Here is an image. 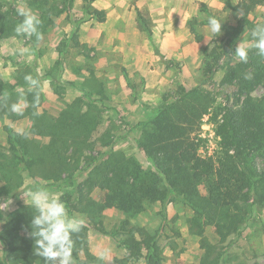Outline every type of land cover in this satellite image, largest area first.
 <instances>
[{
  "label": "rangeland",
  "instance_id": "rangeland-1",
  "mask_svg": "<svg viewBox=\"0 0 264 264\" xmlns=\"http://www.w3.org/2000/svg\"><path fill=\"white\" fill-rule=\"evenodd\" d=\"M31 1L0 0V3L16 9L26 7L39 15V9ZM39 2L40 10L47 14L42 18V39L16 34L0 37V163L5 161L1 154H10L6 126L25 127L30 140L44 144L49 137L37 133L34 121H42L39 130H45V124L78 103L98 120L95 125L92 121L89 127L92 128L93 151L86 150L85 155L99 156L118 150L152 173L154 170L138 143L151 129L150 120L160 108L180 98L183 90L192 88L211 101L195 131L201 142L199 153L214 160L223 155L212 116L220 105L237 107L244 98L235 80L226 81V74L230 63L239 62L232 55L235 46L250 39V30L264 21V2L246 18L232 9L238 0ZM94 9H103L104 21H99L95 14L89 15ZM210 15L223 19L221 35L208 44L205 43V25ZM48 18H52V24L48 23ZM75 33L77 43L72 39ZM197 36L202 39L198 41ZM20 48L26 49L23 55L17 51ZM26 74L40 81V105L34 106L25 97L29 89V85L23 87L27 83ZM53 77L60 87H54ZM10 92L14 95L6 98L8 111L5 105L6 111H3L1 100ZM251 95L255 99L262 98L264 86H257ZM13 103L26 105L22 115L10 111ZM204 120L213 125V135L202 129ZM254 160L260 170L262 158L257 156ZM88 162L83 158L80 167ZM78 173L75 171V175ZM22 176L25 182H32L26 172ZM86 176L84 172L80 179ZM46 189L61 197L56 188ZM200 192L205 194L203 187ZM92 195L104 200L108 194L95 190ZM255 196L253 190L248 193L237 231L224 239L213 225L205 226L202 235L198 234L194 211L185 197L176 192L167 193L164 203L147 201L143 211L132 215L113 205L104 210L102 226L106 231L120 230L121 222L127 219L131 226L146 228L161 247V264H264V198ZM6 200L9 199L0 198V203ZM11 201L9 210L0 212V230L18 203H25L21 194ZM73 215L85 219L77 212ZM121 238L120 233L111 237L90 227L89 251L97 255L102 248H109L111 264H115L116 259L125 260L127 252ZM3 249L0 242V260ZM126 261L127 264H146L144 257Z\"/></svg>",
  "mask_w": 264,
  "mask_h": 264
},
{
  "label": "trees",
  "instance_id": "trees-1",
  "mask_svg": "<svg viewBox=\"0 0 264 264\" xmlns=\"http://www.w3.org/2000/svg\"><path fill=\"white\" fill-rule=\"evenodd\" d=\"M39 1L32 0L30 3L39 9L38 16L42 21L47 14L40 10ZM263 2L238 0L232 9L246 18ZM16 10L13 6L0 3V37L16 34L15 26L22 19ZM91 14L97 15L99 21L105 20L102 10L94 9L89 12ZM48 21L53 23L52 18ZM249 25L252 27L251 23ZM42 29L43 22L39 31ZM72 39L77 43V33ZM196 39L199 41L202 38L197 36ZM249 72L252 79L247 80L244 74ZM52 79L54 87H60L57 79ZM233 80L244 98L237 107L220 105L212 116L224 150L216 160L199 153L201 142L195 131L211 101L206 100L196 88L183 90L180 98L162 106L150 120L151 129L139 141V148L154 170L152 173L118 150H109L99 156L85 155L86 150L93 151V141L90 140L92 128L89 127L92 121L95 125L98 120L89 109L84 111L82 105L75 103L72 109L45 124V130H39L42 121H34L33 127L37 133L49 137L47 143H35L17 135L12 127H5L10 154H1L5 161L0 163V198L12 199L35 186L54 187L60 191V198L69 214L77 212L84 215L86 221L85 228L73 235L74 264H101L97 255L88 248L90 227L111 237L122 234L121 244L127 255L125 260L116 259L115 264L143 257L146 264H161V247L155 235L144 227L131 226L127 219L121 222L120 230L106 231L102 226V214L105 209L116 205L121 211L132 215L143 211L147 201L164 203L169 192L185 197L194 211L198 234L202 235L205 226L213 225L224 239L237 231L245 212L244 203L248 193L253 190L255 198H264V96L255 99L251 95L257 86H264V57L257 56L252 50L248 63H230L226 81ZM23 85L28 86L27 83ZM12 95L13 92H10L9 96H3V111H8L6 98ZM25 97L34 103L35 92L27 90ZM41 100L40 92L39 103L35 105H40ZM220 114L221 118H218ZM257 156L263 160L260 170H257L254 160ZM83 158L89 162L80 167ZM75 171L79 173L75 175ZM24 172L32 182L24 181ZM84 172H87V176L80 179ZM201 187L205 194H201ZM95 190L107 192L108 195L104 200L96 199L92 195ZM33 215V210L23 202L18 203L11 212L9 220L0 230V242L4 246L0 264H44L43 258L34 254V241L28 235Z\"/></svg>",
  "mask_w": 264,
  "mask_h": 264
},
{
  "label": "clouds",
  "instance_id": "clouds-1",
  "mask_svg": "<svg viewBox=\"0 0 264 264\" xmlns=\"http://www.w3.org/2000/svg\"><path fill=\"white\" fill-rule=\"evenodd\" d=\"M16 11L17 15L22 17L15 26L16 35L27 38L35 35L37 40L42 39V34L39 31V26L42 23L40 17L26 7H18ZM238 15L242 14L238 12ZM222 19L215 15L207 17L205 43L210 44L215 37L221 35ZM249 36L250 39L238 43L232 51L233 57L245 64L248 63L249 53L252 50H255L257 56L264 57V21L256 23L250 30ZM17 51L23 55L26 49L20 48ZM244 78L252 79V73H245ZM24 80L29 85L28 90L35 92V106L39 103L40 81L31 74H26ZM25 107L24 104L13 103L10 106V111L22 115ZM14 131L25 139L30 135L25 127L14 128ZM21 196L25 204L34 212L30 221L31 231L28 233L34 241V254L43 258L44 264H74L73 235L79 234L85 228V219L82 216L70 215L60 195L50 192L43 186L27 188ZM11 204V199L0 203V212L9 210ZM97 259L101 264H111V250L102 248L97 253Z\"/></svg>",
  "mask_w": 264,
  "mask_h": 264
},
{
  "label": "built area",
  "instance_id": "built-area-1",
  "mask_svg": "<svg viewBox=\"0 0 264 264\" xmlns=\"http://www.w3.org/2000/svg\"><path fill=\"white\" fill-rule=\"evenodd\" d=\"M213 125L210 122H207L206 120H204L203 124H202V129L205 131H209L210 134H214L215 132L212 130ZM203 137H205L204 134H202Z\"/></svg>",
  "mask_w": 264,
  "mask_h": 264
},
{
  "label": "crops",
  "instance_id": "crops-1",
  "mask_svg": "<svg viewBox=\"0 0 264 264\" xmlns=\"http://www.w3.org/2000/svg\"><path fill=\"white\" fill-rule=\"evenodd\" d=\"M96 1H97V2H100V3L103 2V0H96ZM111 1H113V0H111ZM101 10H103V9H101Z\"/></svg>",
  "mask_w": 264,
  "mask_h": 264
}]
</instances>
